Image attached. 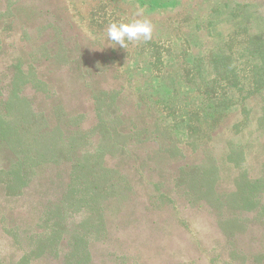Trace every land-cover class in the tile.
Here are the masks:
<instances>
[{"label":"rangeland","instance_id":"obj_1","mask_svg":"<svg viewBox=\"0 0 264 264\" xmlns=\"http://www.w3.org/2000/svg\"><path fill=\"white\" fill-rule=\"evenodd\" d=\"M0 264H264V0H0Z\"/></svg>","mask_w":264,"mask_h":264},{"label":"clouds","instance_id":"obj_2","mask_svg":"<svg viewBox=\"0 0 264 264\" xmlns=\"http://www.w3.org/2000/svg\"><path fill=\"white\" fill-rule=\"evenodd\" d=\"M136 16H143V9L136 12ZM153 25L147 18L133 19L129 22H111L107 27V37L122 48L126 41L147 42L151 40Z\"/></svg>","mask_w":264,"mask_h":264}]
</instances>
